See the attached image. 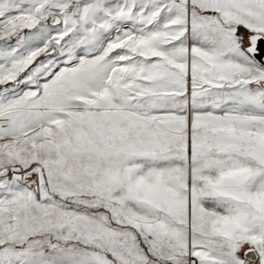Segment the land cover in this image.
I'll list each match as a JSON object with an SVG mask.
<instances>
[{
	"label": "snow or ice",
	"instance_id": "6c2138e0",
	"mask_svg": "<svg viewBox=\"0 0 264 264\" xmlns=\"http://www.w3.org/2000/svg\"><path fill=\"white\" fill-rule=\"evenodd\" d=\"M0 264H264V0H0Z\"/></svg>",
	"mask_w": 264,
	"mask_h": 264
}]
</instances>
